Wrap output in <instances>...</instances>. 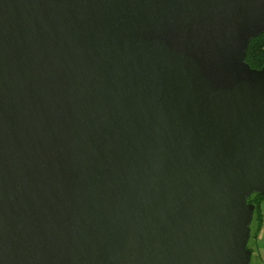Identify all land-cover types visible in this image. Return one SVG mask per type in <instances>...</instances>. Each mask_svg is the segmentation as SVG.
<instances>
[{"label": "water", "instance_id": "95a60500", "mask_svg": "<svg viewBox=\"0 0 264 264\" xmlns=\"http://www.w3.org/2000/svg\"><path fill=\"white\" fill-rule=\"evenodd\" d=\"M264 0H0V264H250Z\"/></svg>", "mask_w": 264, "mask_h": 264}, {"label": "trees", "instance_id": "16d2710c", "mask_svg": "<svg viewBox=\"0 0 264 264\" xmlns=\"http://www.w3.org/2000/svg\"><path fill=\"white\" fill-rule=\"evenodd\" d=\"M245 61L253 68H260L264 64V32L252 38L249 42ZM264 195L253 194L248 201L255 205L253 220L251 223V235L249 241L256 236V231L261 222L260 201ZM248 248L251 250V242H248Z\"/></svg>", "mask_w": 264, "mask_h": 264}, {"label": "crops", "instance_id": "0c3cea01", "mask_svg": "<svg viewBox=\"0 0 264 264\" xmlns=\"http://www.w3.org/2000/svg\"><path fill=\"white\" fill-rule=\"evenodd\" d=\"M261 222L256 231V236L251 239V251L254 264H264V204L260 205Z\"/></svg>", "mask_w": 264, "mask_h": 264}, {"label": "rangeland", "instance_id": "374dc122", "mask_svg": "<svg viewBox=\"0 0 264 264\" xmlns=\"http://www.w3.org/2000/svg\"><path fill=\"white\" fill-rule=\"evenodd\" d=\"M261 204H264V198L263 199H261V201H260V204L259 205H261ZM250 242H251V240L249 241V244H250ZM250 264H254V256H253V254H252V256H251V263Z\"/></svg>", "mask_w": 264, "mask_h": 264}]
</instances>
